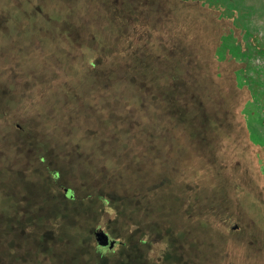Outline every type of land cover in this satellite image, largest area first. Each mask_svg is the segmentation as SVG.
I'll return each mask as SVG.
<instances>
[{
  "label": "rangeland",
  "instance_id": "1",
  "mask_svg": "<svg viewBox=\"0 0 264 264\" xmlns=\"http://www.w3.org/2000/svg\"><path fill=\"white\" fill-rule=\"evenodd\" d=\"M217 15L0 0V264H264V149Z\"/></svg>",
  "mask_w": 264,
  "mask_h": 264
},
{
  "label": "flooded vegetation",
  "instance_id": "2",
  "mask_svg": "<svg viewBox=\"0 0 264 264\" xmlns=\"http://www.w3.org/2000/svg\"><path fill=\"white\" fill-rule=\"evenodd\" d=\"M181 1L199 2L202 7L216 12L221 20L231 21L227 34L220 35L218 46L229 55V60L239 64L234 71V77L237 87L245 88L246 92L242 113L248 137L254 145L264 149V6L249 3L248 0ZM97 229L99 228L95 230ZM107 234L108 243L105 246L99 245L94 238L95 244L101 250L113 251L117 243L125 245L128 242L118 241L108 232ZM101 254H104V251H101ZM128 254L130 257L134 255ZM135 258L133 256V261Z\"/></svg>",
  "mask_w": 264,
  "mask_h": 264
},
{
  "label": "trees",
  "instance_id": "3",
  "mask_svg": "<svg viewBox=\"0 0 264 264\" xmlns=\"http://www.w3.org/2000/svg\"><path fill=\"white\" fill-rule=\"evenodd\" d=\"M132 95H136L137 94V92L134 90V88L132 89ZM71 194V193H70ZM70 194L69 195H66L65 194V196L66 197H69L70 196ZM26 215H28V214H26ZM29 217L31 218V216H29L28 215V217H25V218H23V222L24 223H26V221L29 219ZM17 218V214L16 215H12V217H10V219H16ZM13 225H8L6 228V230L7 231H9L10 233L13 231V230H15V229H13ZM26 229L25 228H23V226H22V228H21V230L18 232V233H21V234H23L24 233V231H25ZM50 232V231H49ZM53 232H54V236H55V240H63L64 238H65V236L63 235V233H66L65 231H63L62 230V228H54V230H53ZM40 235V234H39ZM43 235V233H41V235H40V237H39V240H44V237L42 236ZM13 237H14V235H12ZM17 236H19V235H17ZM130 238V240H133L132 238V236L131 237H129ZM14 239V238H13ZM14 241H16L15 239H14ZM121 259V262H122V264H125V259L124 258H120ZM123 259H124V262H123ZM131 262V261H130Z\"/></svg>",
  "mask_w": 264,
  "mask_h": 264
},
{
  "label": "water",
  "instance_id": "4",
  "mask_svg": "<svg viewBox=\"0 0 264 264\" xmlns=\"http://www.w3.org/2000/svg\"><path fill=\"white\" fill-rule=\"evenodd\" d=\"M65 194H70V190L68 188L65 189ZM94 238L96 242L101 246H105L108 243V234L101 228L94 231ZM112 244L113 241L110 242V246H112Z\"/></svg>",
  "mask_w": 264,
  "mask_h": 264
}]
</instances>
